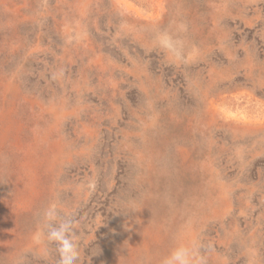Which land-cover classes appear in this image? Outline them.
I'll list each match as a JSON object with an SVG mask.
<instances>
[{"label":"rangeland","instance_id":"374dc122","mask_svg":"<svg viewBox=\"0 0 264 264\" xmlns=\"http://www.w3.org/2000/svg\"><path fill=\"white\" fill-rule=\"evenodd\" d=\"M52 205L77 264H264V0H0V264Z\"/></svg>","mask_w":264,"mask_h":264},{"label":"clouds","instance_id":"9594fccd","mask_svg":"<svg viewBox=\"0 0 264 264\" xmlns=\"http://www.w3.org/2000/svg\"><path fill=\"white\" fill-rule=\"evenodd\" d=\"M134 205L130 211H135ZM45 227L48 228L47 238L57 243L59 252V264H77L79 251L77 243L71 238L73 222L71 219L62 220L58 227L52 226V221L57 219L55 205L50 206L44 212ZM161 264H207V257L201 253L198 241L193 239L188 244H180L175 247Z\"/></svg>","mask_w":264,"mask_h":264}]
</instances>
